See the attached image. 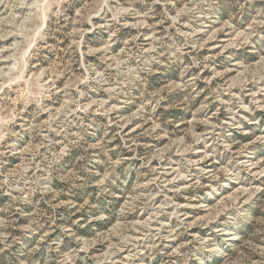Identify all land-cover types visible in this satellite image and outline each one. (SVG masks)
<instances>
[{
    "label": "rangeland",
    "instance_id": "1",
    "mask_svg": "<svg viewBox=\"0 0 264 264\" xmlns=\"http://www.w3.org/2000/svg\"><path fill=\"white\" fill-rule=\"evenodd\" d=\"M0 264H264V0H0Z\"/></svg>",
    "mask_w": 264,
    "mask_h": 264
}]
</instances>
